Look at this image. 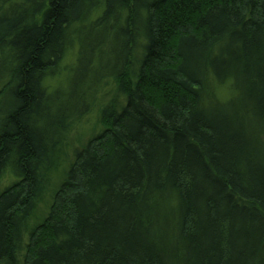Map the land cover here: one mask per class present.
<instances>
[{"label":"trees","instance_id":"16d2710c","mask_svg":"<svg viewBox=\"0 0 264 264\" xmlns=\"http://www.w3.org/2000/svg\"><path fill=\"white\" fill-rule=\"evenodd\" d=\"M0 264H264V0H0Z\"/></svg>","mask_w":264,"mask_h":264},{"label":"rangeland","instance_id":"374dc122","mask_svg":"<svg viewBox=\"0 0 264 264\" xmlns=\"http://www.w3.org/2000/svg\"><path fill=\"white\" fill-rule=\"evenodd\" d=\"M76 55L77 49L75 47L67 54V56L63 59L60 64V74L55 78H48L44 81V86L46 87L48 92H54L57 88H66L68 85V80L71 78L72 72L74 70V66L76 63ZM104 83L100 85L98 88V93L95 95L96 100L94 107L91 108L89 113L76 122V124L71 128L67 140L65 143V147L62 152L64 154L67 153V159H69L71 151L73 149L80 148L89 138L96 135L100 128L98 127V111L99 109L107 103V101L114 95L115 92L114 86L109 82L108 86H104ZM63 88V89H64ZM230 94L226 88L222 90H218V97L221 100H227ZM67 159L65 161L67 162ZM66 168V165H63V168L59 172V175L56 180H59L62 175V170ZM50 201V196L47 197L46 202ZM42 210L45 208V204L41 205ZM36 223V222H32Z\"/></svg>","mask_w":264,"mask_h":264}]
</instances>
